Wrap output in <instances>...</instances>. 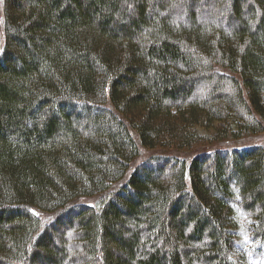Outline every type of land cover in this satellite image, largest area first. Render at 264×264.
Listing matches in <instances>:
<instances>
[{
  "label": "trees",
  "instance_id": "trees-1",
  "mask_svg": "<svg viewBox=\"0 0 264 264\" xmlns=\"http://www.w3.org/2000/svg\"><path fill=\"white\" fill-rule=\"evenodd\" d=\"M263 131L264 0H0V264H264Z\"/></svg>",
  "mask_w": 264,
  "mask_h": 264
},
{
  "label": "rangeland",
  "instance_id": "rangeland-1",
  "mask_svg": "<svg viewBox=\"0 0 264 264\" xmlns=\"http://www.w3.org/2000/svg\"><path fill=\"white\" fill-rule=\"evenodd\" d=\"M249 143H254V144H258V145L264 144V131L260 135H257L255 137H250V141L247 140V144H249Z\"/></svg>",
  "mask_w": 264,
  "mask_h": 264
}]
</instances>
